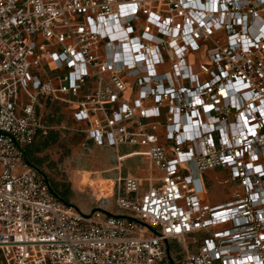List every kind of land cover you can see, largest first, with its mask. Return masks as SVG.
Segmentation results:
<instances>
[{"label":"built area","instance_id":"2783aa9c","mask_svg":"<svg viewBox=\"0 0 264 264\" xmlns=\"http://www.w3.org/2000/svg\"><path fill=\"white\" fill-rule=\"evenodd\" d=\"M51 129L145 158L85 184L118 212L27 161ZM0 264H264V0H0Z\"/></svg>","mask_w":264,"mask_h":264},{"label":"rangeland","instance_id":"374dc122","mask_svg":"<svg viewBox=\"0 0 264 264\" xmlns=\"http://www.w3.org/2000/svg\"><path fill=\"white\" fill-rule=\"evenodd\" d=\"M52 111L55 112L56 110L53 109ZM41 115L43 121L45 120L48 123H58L62 120L70 122L67 113L48 112L45 107L41 108ZM54 130L58 133L57 142L42 147L38 152H34L33 156L38 159L34 160L35 165L45 172L59 193L65 192L64 197L83 212H91L99 206L104 207L108 212H118L119 208L116 205V196L98 203L91 196L88 186L82 185L81 190L77 181L81 171H94L91 177L95 180L104 178L102 186L100 184L96 185L97 189L100 187L103 189V193L98 194V198H102L112 195L113 185L120 174L122 176L128 173L136 176L147 174L148 163L145 161V158L134 156L119 161V155H123L135 148L122 146L118 151L110 145L86 141L84 136L77 131L65 129L61 133L57 129ZM38 139L42 140V135H39ZM206 175L212 178L219 176L221 179L226 176L221 168L210 171ZM209 191L208 198L213 203L225 202L233 197L232 187L228 184L216 183L209 188Z\"/></svg>","mask_w":264,"mask_h":264},{"label":"trees","instance_id":"16d2710c","mask_svg":"<svg viewBox=\"0 0 264 264\" xmlns=\"http://www.w3.org/2000/svg\"><path fill=\"white\" fill-rule=\"evenodd\" d=\"M58 140V133L56 132V130L54 129H51L49 131V133L46 135V136H42V140L40 139H36V141L30 145L28 148H27V151H26V159L29 163L33 164L34 166L35 163H34V160H38L37 158H35L33 156L34 152H38L41 150L42 147L44 146H48L49 144H53L55 142H57ZM33 158V159H32ZM54 187V186H53ZM55 189V188H54ZM56 190V189H55ZM57 191V190H56ZM58 192V191H57ZM59 193V192H58ZM66 201H68L65 197H64V194L65 192H62L59 193Z\"/></svg>","mask_w":264,"mask_h":264},{"label":"bare ground","instance_id":"6f19581e","mask_svg":"<svg viewBox=\"0 0 264 264\" xmlns=\"http://www.w3.org/2000/svg\"><path fill=\"white\" fill-rule=\"evenodd\" d=\"M92 173H94V171H90V170H83V171H81V174H80V176H79V178H78V183H79V187H81V190H82V185H85V184H88V183H90V184H92V185H98V184H100L101 186L103 185V183H104V178L103 179H101V180H95V179H93L91 176H92ZM95 173H100V172H95ZM75 180V181H76ZM96 193H97V196L99 197V193H103V189H102V187H100V188H98V189H96ZM106 195V194H105Z\"/></svg>","mask_w":264,"mask_h":264},{"label":"crops","instance_id":"0c3cea01","mask_svg":"<svg viewBox=\"0 0 264 264\" xmlns=\"http://www.w3.org/2000/svg\"><path fill=\"white\" fill-rule=\"evenodd\" d=\"M128 152V151H127Z\"/></svg>","mask_w":264,"mask_h":264}]
</instances>
